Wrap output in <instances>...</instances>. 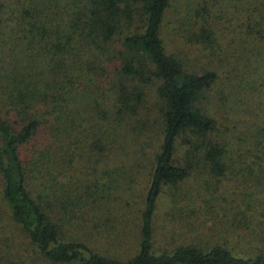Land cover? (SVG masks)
Instances as JSON below:
<instances>
[{"label": "trees", "instance_id": "trees-1", "mask_svg": "<svg viewBox=\"0 0 264 264\" xmlns=\"http://www.w3.org/2000/svg\"><path fill=\"white\" fill-rule=\"evenodd\" d=\"M170 1L0 0V199L49 261L264 264V251L240 255L225 240L208 243L195 232L202 221L224 231L226 223L245 217L238 207L228 216L221 204L219 190H226L229 179L250 190L241 202L258 214L257 225H264V92L243 109L250 115L243 119L235 112L237 86L229 97L217 83L218 66L196 63L197 56L185 63L167 51L162 26ZM199 3L198 25L188 15L175 19L172 29L182 42L217 55V36L202 14L208 1ZM254 23L251 33L260 44L248 57L259 64L264 63V13ZM114 145L134 147L126 170L95 172L83 161L91 174L78 180L70 174L76 160ZM148 146L136 249L126 258L100 253L84 237L100 222L84 207L98 208L96 190L110 181L128 189L126 178L138 173L136 160ZM190 176L196 185L182 188ZM163 190L170 206L189 201L174 212L170 208L169 235L155 220ZM179 190L209 191L182 196ZM253 193L260 195L256 204ZM189 212L201 217L194 220ZM183 218L191 237L173 233V222ZM67 225L85 231H67Z\"/></svg>", "mask_w": 264, "mask_h": 264}, {"label": "rangeland", "instance_id": "rangeland-1", "mask_svg": "<svg viewBox=\"0 0 264 264\" xmlns=\"http://www.w3.org/2000/svg\"><path fill=\"white\" fill-rule=\"evenodd\" d=\"M207 1L209 6L208 12L202 14L217 36V55L207 53L206 49H201L195 45L190 46L182 42L172 29L177 23L175 19L181 20V17L186 16L187 18L188 15L195 21V25L200 23L203 18L194 12L201 5L199 0L170 1L162 26L164 44L167 51L182 58L185 63L193 62L194 57L196 58L197 56L196 63L209 61L211 66H218V85L224 87L223 90L228 92L229 97L236 95V90L232 85L237 86L239 99H236V101L240 103L237 104L235 112L241 114L243 119L250 118V115L243 111V109H247L258 101L264 92L262 87L264 85L262 81L264 80V63L257 64L252 58L248 57L251 56L250 52L256 54L255 49L260 44L251 32L257 28V25L254 23L256 16L264 13V0ZM185 5L189 8L187 13L182 10ZM223 53H225L226 57L222 59L223 63H219L217 59ZM149 90L152 93V88L149 87ZM132 146H129L128 149H122L114 145L110 149H105L100 155L94 152L90 155H85L81 159L76 160L74 169L70 170V174L74 175V179L76 180L80 177L84 178L88 176L91 174L89 173L91 170L85 169V164L91 165L95 172H99L101 169L107 167L114 168L116 166H122L126 170L128 165L133 162L132 157H135L136 154V152H133L134 147ZM150 150V146L146 147L142 157L137 158L136 163L139 166L135 168L138 170V173L133 174L134 176L131 178H126L125 182H128L127 184L130 186L128 189L124 188L123 184L115 185L110 181L109 184L111 185H106L105 189L96 190L99 195L101 194L99 207H84L89 217L93 215L94 219L100 222L99 228L94 233L84 235L87 243L94 250L119 258H126L136 249L138 240V211L142 205L145 191L142 190L144 180L150 168ZM84 158L86 159L84 160ZM83 161L85 164L83 163L82 165ZM120 181L123 183V180ZM240 184L237 180L229 179L226 183V190H219L223 198L220 200L228 216L234 215L235 207H238L236 210L240 209L245 217L240 216L239 222L235 220L236 223L231 225L230 222L226 223L224 231H219L214 226H208L207 223L209 221H202L195 232H199L200 238L208 243L223 239L234 252L240 255H250L257 251H264V225H257L258 214L256 212L252 213L253 208L249 209L246 205L242 204V196L247 197L250 190H240ZM194 185H196V180H194L193 176H190L182 183V188L191 189ZM195 191L205 192L209 190H179L182 196H184L183 194H194ZM257 196L260 195L253 193L251 196L254 204H256L254 200ZM177 201L176 206H170L171 199L168 190H163L158 198L155 220L160 232L164 235H169V230L171 229L169 224L171 213L174 212L176 207L189 203V201H184L183 199L180 201L178 199ZM170 208L173 209L172 212ZM189 216L194 220H198L201 217L197 213L192 214L191 212H189ZM238 216L237 212L236 217ZM173 223L175 227L173 233L175 236L178 234L187 237L193 236L194 233L190 232L191 230L187 228L188 225H186L185 218ZM79 227L67 225L66 228L67 231L77 233L81 232L80 228L82 229V227ZM254 230L256 234H254ZM257 233L259 234L257 235ZM0 264L80 263H54L46 259L28 241L26 235L19 229L16 223L12 221L7 206L0 199Z\"/></svg>", "mask_w": 264, "mask_h": 264}]
</instances>
